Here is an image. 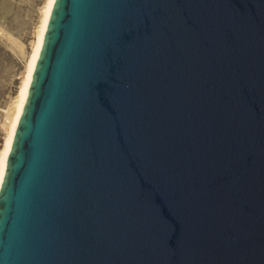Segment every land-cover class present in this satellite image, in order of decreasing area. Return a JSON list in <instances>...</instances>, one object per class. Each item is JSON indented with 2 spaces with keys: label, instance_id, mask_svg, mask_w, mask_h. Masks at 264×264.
Instances as JSON below:
<instances>
[{
  "label": "water",
  "instance_id": "obj_1",
  "mask_svg": "<svg viewBox=\"0 0 264 264\" xmlns=\"http://www.w3.org/2000/svg\"><path fill=\"white\" fill-rule=\"evenodd\" d=\"M0 264H264V0H56Z\"/></svg>",
  "mask_w": 264,
  "mask_h": 264
},
{
  "label": "rangeland",
  "instance_id": "obj_2",
  "mask_svg": "<svg viewBox=\"0 0 264 264\" xmlns=\"http://www.w3.org/2000/svg\"><path fill=\"white\" fill-rule=\"evenodd\" d=\"M47 0H0V156Z\"/></svg>",
  "mask_w": 264,
  "mask_h": 264
},
{
  "label": "bare ground",
  "instance_id": "obj_3",
  "mask_svg": "<svg viewBox=\"0 0 264 264\" xmlns=\"http://www.w3.org/2000/svg\"><path fill=\"white\" fill-rule=\"evenodd\" d=\"M56 0H47L46 6L44 7L43 10V16H42V21L40 23L38 32H37V41L34 45L32 54L27 62L26 66V72H25V77L22 83V86L20 88V92L18 95V100H17V105L15 108V113L13 115V119L11 121L8 135L5 138L2 150H1V156H0V189L2 186L3 178L5 175L6 167H7V162L9 158V154L12 148L13 140L17 131V126L20 121V118L22 116L23 108L25 105V101L29 92L30 84H31V79L33 76V73L35 71L38 58L40 55V51L43 45L45 33L47 30V26L49 23V19L54 7Z\"/></svg>",
  "mask_w": 264,
  "mask_h": 264
}]
</instances>
